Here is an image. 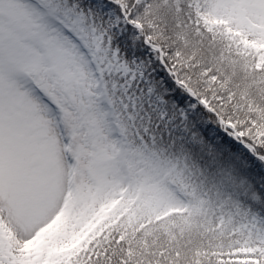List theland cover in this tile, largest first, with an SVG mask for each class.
Masks as SVG:
<instances>
[{
    "label": "snow or ice",
    "instance_id": "snow-or-ice-1",
    "mask_svg": "<svg viewBox=\"0 0 264 264\" xmlns=\"http://www.w3.org/2000/svg\"><path fill=\"white\" fill-rule=\"evenodd\" d=\"M0 264H264V0H0Z\"/></svg>",
    "mask_w": 264,
    "mask_h": 264
}]
</instances>
